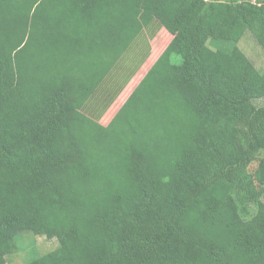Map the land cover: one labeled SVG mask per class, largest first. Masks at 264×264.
Segmentation results:
<instances>
[{
    "label": "trees",
    "instance_id": "1",
    "mask_svg": "<svg viewBox=\"0 0 264 264\" xmlns=\"http://www.w3.org/2000/svg\"><path fill=\"white\" fill-rule=\"evenodd\" d=\"M128 1L0 0V264L23 233L57 241L28 264H264V69L238 45L264 49V0H160L183 26L103 125L75 61Z\"/></svg>",
    "mask_w": 264,
    "mask_h": 264
},
{
    "label": "rangeland",
    "instance_id": "2",
    "mask_svg": "<svg viewBox=\"0 0 264 264\" xmlns=\"http://www.w3.org/2000/svg\"><path fill=\"white\" fill-rule=\"evenodd\" d=\"M182 26L175 13L160 0L124 3L102 24L85 46V52L78 53L75 62L81 83L73 90L71 103L79 106L88 99L85 110L108 125ZM238 45L264 69V49L250 35L244 36ZM258 104H264V100ZM256 166L254 162L247 176L252 175ZM248 209L251 217L255 204L251 203ZM16 243L17 251L6 257L5 264H28L57 247L55 239L30 233L19 235Z\"/></svg>",
    "mask_w": 264,
    "mask_h": 264
},
{
    "label": "crops",
    "instance_id": "3",
    "mask_svg": "<svg viewBox=\"0 0 264 264\" xmlns=\"http://www.w3.org/2000/svg\"><path fill=\"white\" fill-rule=\"evenodd\" d=\"M19 23H25V19L23 18V14H21V11H19V13L17 14V19H16ZM88 114H90L88 112V110H85Z\"/></svg>",
    "mask_w": 264,
    "mask_h": 264
}]
</instances>
